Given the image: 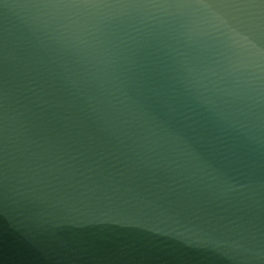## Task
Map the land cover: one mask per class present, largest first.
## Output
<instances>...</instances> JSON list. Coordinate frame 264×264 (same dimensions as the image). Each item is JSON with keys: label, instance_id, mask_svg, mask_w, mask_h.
Segmentation results:
<instances>
[{"label": "water", "instance_id": "1", "mask_svg": "<svg viewBox=\"0 0 264 264\" xmlns=\"http://www.w3.org/2000/svg\"><path fill=\"white\" fill-rule=\"evenodd\" d=\"M0 264H264V0H0Z\"/></svg>", "mask_w": 264, "mask_h": 264}]
</instances>
